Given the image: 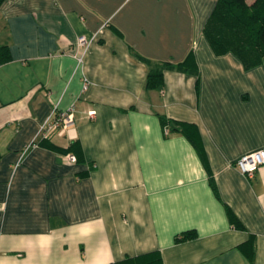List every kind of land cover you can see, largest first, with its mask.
Instances as JSON below:
<instances>
[{"label": "crops", "instance_id": "crops-1", "mask_svg": "<svg viewBox=\"0 0 264 264\" xmlns=\"http://www.w3.org/2000/svg\"><path fill=\"white\" fill-rule=\"evenodd\" d=\"M216 2L1 1L0 264H264V57L213 50Z\"/></svg>", "mask_w": 264, "mask_h": 264}, {"label": "trees", "instance_id": "trees-1", "mask_svg": "<svg viewBox=\"0 0 264 264\" xmlns=\"http://www.w3.org/2000/svg\"><path fill=\"white\" fill-rule=\"evenodd\" d=\"M203 32L214 51L231 50L246 66L258 64L264 57V0H217ZM2 49L0 61L7 57L1 56ZM161 83L162 70H149L146 86L157 87ZM161 118L165 124L170 122ZM194 235L193 231H185L178 239Z\"/></svg>", "mask_w": 264, "mask_h": 264}, {"label": "built area", "instance_id": "built-area-1", "mask_svg": "<svg viewBox=\"0 0 264 264\" xmlns=\"http://www.w3.org/2000/svg\"><path fill=\"white\" fill-rule=\"evenodd\" d=\"M77 44L84 45L88 42V38L81 34L77 37ZM86 82L84 83V87H86ZM90 114L93 111H89ZM74 122L73 108L69 107L68 109L58 110L53 109V115L48 117L44 123L41 125L39 129V133L45 135L49 131L59 127H68L70 124ZM65 157L69 161H74L76 158L72 153H66ZM264 163V147H259L247 153H243L235 160V165L239 168L241 173L250 177L255 171L259 168L261 164Z\"/></svg>", "mask_w": 264, "mask_h": 264}]
</instances>
